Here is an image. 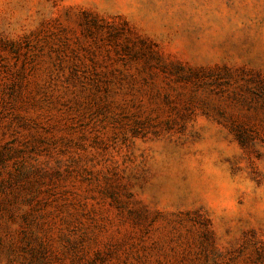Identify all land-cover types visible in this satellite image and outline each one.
Instances as JSON below:
<instances>
[{
	"label": "rangeland",
	"instance_id": "obj_1",
	"mask_svg": "<svg viewBox=\"0 0 264 264\" xmlns=\"http://www.w3.org/2000/svg\"><path fill=\"white\" fill-rule=\"evenodd\" d=\"M0 264H264V0H0Z\"/></svg>",
	"mask_w": 264,
	"mask_h": 264
}]
</instances>
